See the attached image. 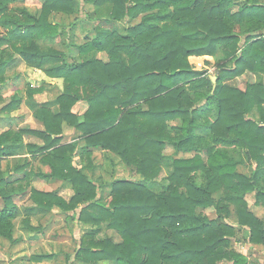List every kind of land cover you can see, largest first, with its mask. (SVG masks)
<instances>
[{"label":"trees","instance_id":"16d2710c","mask_svg":"<svg viewBox=\"0 0 264 264\" xmlns=\"http://www.w3.org/2000/svg\"><path fill=\"white\" fill-rule=\"evenodd\" d=\"M16 1L0 0V92L14 54L38 69L49 58H63L61 65L44 71L62 78L64 88L55 111L35 108L42 128L0 134V237L13 239L12 218L20 213L14 199L30 191L34 209L58 207L75 218L80 208L78 220L98 227L81 239L75 259L82 264H250L231 243L240 227L248 229V242L264 247V221L246 200L255 192L256 203L264 206V82L241 89L225 80L245 72L264 75V0H87L99 17L105 7L112 22L143 18L124 33L96 28L93 39L78 45L85 56L78 62L47 45L76 27L75 22L59 24L52 14H72L78 0H45L40 15L13 6ZM97 51H105L109 61L88 57ZM218 51L229 64L214 66V88L210 71L197 68L190 58L205 61ZM41 90H29L30 97ZM20 101L3 110L15 109ZM78 103L86 105L84 112L75 111ZM64 123L81 133L69 143L64 142ZM26 137L43 144L25 142ZM168 146L173 155L164 152ZM227 148L246 152L255 162L250 176L239 172L243 161ZM97 149L114 153L148 183H156L166 168L165 188L117 179L110 182L109 202L104 201L86 172ZM23 151L38 156L49 172L27 170L26 162L14 170L20 175L16 179L6 176L2 161ZM189 153L194 155L186 157ZM76 157L89 165L75 164ZM32 177L62 182L74 194L68 201L57 191L30 187ZM232 207L235 225L228 221ZM103 224L121 241L98 239L95 233Z\"/></svg>","mask_w":264,"mask_h":264},{"label":"rangeland","instance_id":"374dc122","mask_svg":"<svg viewBox=\"0 0 264 264\" xmlns=\"http://www.w3.org/2000/svg\"><path fill=\"white\" fill-rule=\"evenodd\" d=\"M45 0H18L13 6L19 5L28 8L33 13L40 15L42 6ZM79 7L72 14H65L62 12H54L52 20L64 26H70L73 22L76 27L66 35L56 38L55 40L48 41V47L53 48L54 51L59 53H66L69 62H78L84 59L78 49V45L95 37L96 28L117 29L124 33L128 26L138 24L142 21L143 16H139L135 20L129 22L126 18L123 22L111 21L108 18L107 10L105 7L100 12L96 13L95 5L87 0H78ZM4 31L0 27V33ZM14 61L7 66L6 70V85L0 92V134L8 131H17L21 128H42L43 124L34 115L35 108L46 106L48 109L55 111L57 105L55 104L56 98L62 93L64 82L62 78H52L45 73L46 68L56 67L62 64L63 58H49L43 68L38 69L26 64L18 54H14ZM95 56L103 61H109V55L105 51H97L90 53L88 57ZM207 60L210 65L207 64ZM211 60V61H210ZM197 68H207L211 76L216 77L214 66L216 64H229L228 59L221 51H218L215 57L203 60L202 57L190 58ZM257 81L264 82V75H255L251 72L235 78L225 80V83L245 89L250 83ZM42 89L30 97L29 90ZM20 99L19 105L11 111H4L3 108L14 100ZM86 109L84 103H78L75 106V111L82 113ZM259 112L254 111V117L259 118ZM179 121H172L170 124H178ZM68 126L64 123V142L69 143L73 141L81 133L76 130L65 134ZM25 142H36L42 145L43 141L37 137H26ZM233 152L235 158L241 159L242 164L238 166V170L250 176L255 169V162H250L247 159L246 152L238 149L227 148ZM164 152L166 155H173L175 150L168 146ZM194 153L185 154L186 157L193 156ZM231 156V155H229ZM206 162L209 161L207 154H204ZM92 167L86 170L87 174L96 181L99 187V195L104 201L110 200V182L117 179H129L138 181L146 186L154 187L157 191L165 188L167 176V169L161 172L158 176L156 183H148L144 180L142 175L136 174L131 167L125 165L122 160L114 153L104 151L102 149L94 150L92 155ZM26 162H30L27 170L38 172L43 170L49 172V167L45 166L38 156H31L25 154V151L5 159L1 163L2 171L6 176L16 179L17 174L14 170L19 166H24ZM75 164L89 165L87 159L80 160L79 157L75 158ZM20 176V175H19ZM201 177V176H200ZM30 187L37 189L52 190L60 186V182L55 180H45L38 177H32L28 180ZM24 183V182H23ZM48 183H50L48 185ZM19 182H15L14 187L18 188ZM25 187V186H24ZM29 187V186H28ZM28 187H25L26 189ZM29 187V188H30ZM61 187V186H60ZM28 188V189H29ZM60 191V190H59ZM59 196L66 200L71 199L72 189L61 190L57 192ZM31 192L27 191L25 194H19L14 199V204L19 208L20 213L18 216L12 218L13 239L8 240L0 237V264H82L75 259L77 249L80 246L81 239L84 235L89 234L95 230L96 226L92 224H83L78 220L80 208L76 211L75 218L74 212L69 215L63 214L58 207H54L50 212L34 209V204L30 198ZM217 197L220 194L216 195ZM246 200L248 202L249 210L255 216L264 221V206L256 203V193L252 192L247 194ZM4 207L3 200L0 199V210ZM33 208L30 212L29 209ZM235 208L232 207V215L228 219L229 223L235 225L237 222V214ZM208 215L211 218L216 217L214 211H209ZM67 216V217H66ZM101 229L96 230V237L98 239L111 238L114 242H120V235L112 229H108L106 224L100 226ZM240 228V227H239ZM236 228V235L232 239L231 249L236 252L242 253L249 258L250 264H264V247L262 245H255L248 242V229ZM52 255L51 258L41 261H33L31 257L34 255ZM98 264H116L115 262L100 261ZM219 264H231L229 262H221Z\"/></svg>","mask_w":264,"mask_h":264},{"label":"crops","instance_id":"0c3cea01","mask_svg":"<svg viewBox=\"0 0 264 264\" xmlns=\"http://www.w3.org/2000/svg\"><path fill=\"white\" fill-rule=\"evenodd\" d=\"M252 74H254V73H252ZM255 83V82H254ZM73 131H75V129L74 128H71V127H69L68 126V130L66 129L65 130V134H67V133H71V132H73ZM59 182V181H58ZM50 183H48V185H49ZM51 185V184H50ZM61 186V187H60ZM60 186L58 187V188H56V189H52V190H44V189H39V190H43V191H57V192H59L60 193V191L61 190H65V189H67V190H70V188L72 189V187L71 186H69V185H64V184H62V182H60ZM60 190V191H59ZM72 191H73V189H72ZM73 194L74 193H72V195L71 196H73ZM67 217V216H66Z\"/></svg>","mask_w":264,"mask_h":264},{"label":"water","instance_id":"95a60500","mask_svg":"<svg viewBox=\"0 0 264 264\" xmlns=\"http://www.w3.org/2000/svg\"><path fill=\"white\" fill-rule=\"evenodd\" d=\"M212 78V80H213V82H214V88L216 87V81H217V78L216 77H211Z\"/></svg>","mask_w":264,"mask_h":264}]
</instances>
